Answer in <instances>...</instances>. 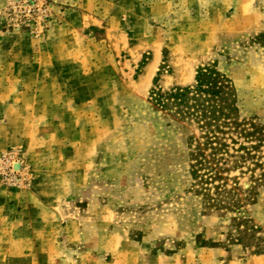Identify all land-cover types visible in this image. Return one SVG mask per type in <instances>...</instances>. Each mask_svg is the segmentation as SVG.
<instances>
[{"label":"rangeland","instance_id":"1","mask_svg":"<svg viewBox=\"0 0 264 264\" xmlns=\"http://www.w3.org/2000/svg\"><path fill=\"white\" fill-rule=\"evenodd\" d=\"M208 66L264 127V0H0V97L23 94L43 124L28 137L0 105V158L22 167L0 194L27 212L10 225L0 209V264H264V186L241 176L213 205L189 131L152 104Z\"/></svg>","mask_w":264,"mask_h":264},{"label":"trees","instance_id":"2","mask_svg":"<svg viewBox=\"0 0 264 264\" xmlns=\"http://www.w3.org/2000/svg\"><path fill=\"white\" fill-rule=\"evenodd\" d=\"M231 83L216 67L208 66L198 70L194 86L153 92L151 96L155 108L189 131L191 175L199 193L217 207L222 195L243 190L238 182L241 176L250 174V180L264 186L260 156L264 127L240 118ZM233 172H240V177L232 178ZM237 202L230 200L222 206L232 208Z\"/></svg>","mask_w":264,"mask_h":264},{"label":"crops","instance_id":"3","mask_svg":"<svg viewBox=\"0 0 264 264\" xmlns=\"http://www.w3.org/2000/svg\"><path fill=\"white\" fill-rule=\"evenodd\" d=\"M48 55H50V50H44L43 52H41V53H38V54H36V57L38 56V57H40V59H41V57L42 58H45V57H47ZM37 63H38V67L39 68H41V69H43V67L45 66V64H43V67H42V63H43V60H38L37 61ZM20 84H18V86H19ZM23 94H21V96H18V97H15L14 99H12V101H10V102H8L7 103V101H8V98H1L0 97V105H3V104H9L10 105V109L11 108H15L16 106H19L18 108L20 109V110H23L22 112H23V118H24V121H27V128L25 129V134H26V136H28V137H34V136H37L39 133H37L38 131L40 132V131H42V126H43V124L42 123H40V129H39V127L38 128H36V126L35 125H33V124H30V121H32V119L31 118H29V117H27L26 116V111H25V107H26V98L24 97V96H22ZM37 97H35V98H33V99H36ZM38 99V98H37ZM37 99H36V102H37ZM11 100V99H10ZM39 100V103H40V98L38 99ZM41 104V103H40ZM40 119V121L42 120V119H44L43 118V116L42 115H40L39 113H38V115H37V117L35 118V120H39ZM39 126V125H38ZM1 196H0V203H1V201H2V205H0V209H3L4 210V212H8L7 213V222H8V224H10V225H15L16 224V221H17V217H16V215L17 214H19V216L20 217H22L21 218V220H22V223H20V225H22L24 222H26V216H27V212H25L24 211V209H22V211H20V209H19V207L20 206H22L23 205V203H24V205H25V199H26V197H24L23 195H22V193H15V194H11L9 191H7V190H3L2 191V194H0ZM28 196V195H27ZM5 198V199H2L1 200V198ZM29 198H31L32 200H30L33 204H35L34 205V207L36 208H38V207H40L39 205L40 204H37L36 203V200L33 198V196H28ZM7 198V199H6ZM27 206V205H26ZM31 206V205H30ZM28 207V206H27ZM16 210H19V211H16ZM34 210V209H33ZM37 213V212H36ZM37 215H38V213H37ZM24 221V222H23Z\"/></svg>","mask_w":264,"mask_h":264},{"label":"built area","instance_id":"4","mask_svg":"<svg viewBox=\"0 0 264 264\" xmlns=\"http://www.w3.org/2000/svg\"><path fill=\"white\" fill-rule=\"evenodd\" d=\"M15 152H8L0 158V175L9 183L16 182L15 176L22 169Z\"/></svg>","mask_w":264,"mask_h":264}]
</instances>
